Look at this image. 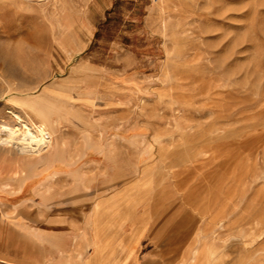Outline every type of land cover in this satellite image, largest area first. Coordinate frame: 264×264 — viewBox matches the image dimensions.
<instances>
[{
    "label": "rangeland",
    "instance_id": "374dc122",
    "mask_svg": "<svg viewBox=\"0 0 264 264\" xmlns=\"http://www.w3.org/2000/svg\"><path fill=\"white\" fill-rule=\"evenodd\" d=\"M135 222L142 264H264V0H0V264H122Z\"/></svg>",
    "mask_w": 264,
    "mask_h": 264
},
{
    "label": "bare ground",
    "instance_id": "6f19581e",
    "mask_svg": "<svg viewBox=\"0 0 264 264\" xmlns=\"http://www.w3.org/2000/svg\"><path fill=\"white\" fill-rule=\"evenodd\" d=\"M14 117L16 118L17 122L24 120L23 117L17 113H14ZM56 122H59V120L56 119ZM31 125H32L31 128L33 130L32 131L33 134L28 138V141H25L23 143H22V141H20L21 143L19 142V144H20L19 149L21 150L22 153L30 155V156L33 153L36 154V156H31L28 158L41 157L38 155V152H45L46 150H48L46 152V154H47L50 150H52L54 147V139L55 138H53L51 131L49 129H47L46 127H44L43 125H39V124L37 125L35 123H32ZM60 135H61V133H60ZM58 137H59V135H58ZM46 154L44 155V159H46V157H45ZM1 199H3V198H1ZM95 205L97 206V208L103 209L101 207L103 205H101L100 200H97L95 202ZM100 213H102V210ZM137 229H138V223L135 222V224L133 225V228L131 229L130 235L134 237ZM81 264H98V262H97V260H93V259H89V260L82 259Z\"/></svg>",
    "mask_w": 264,
    "mask_h": 264
},
{
    "label": "crops",
    "instance_id": "0c3cea01",
    "mask_svg": "<svg viewBox=\"0 0 264 264\" xmlns=\"http://www.w3.org/2000/svg\"><path fill=\"white\" fill-rule=\"evenodd\" d=\"M59 135V137H58ZM54 147L52 150H50L47 154H46V160H49L51 158V156L55 153V151H60L62 148H63V140H62V137L60 135V131H59V128H57L54 132ZM60 138V139H59ZM56 141V142H55ZM58 142V143H57ZM58 145V146H57ZM50 156V157H49ZM105 204V203H104ZM104 207V206H103ZM95 212H94V215L96 212H98V208L97 206L95 205ZM114 215H115V212H113ZM113 215V216H114ZM112 216V217H113ZM120 218V217H119ZM121 219V218H120ZM119 219V222H121ZM95 218L93 217V236H92V239H91V245L93 246V244H97V241L100 238V236L102 237V239L105 237L104 233L102 232V235L99 236V238L97 237L96 233H95ZM115 228V233H121V230H122V227L121 225L119 226H114ZM141 225H139L137 231H136V234L133 238H131L132 240H128V233L127 235L124 234V238L123 240L121 241L122 243H126L127 240H128V249L126 250V252H122V251H116L114 252V256L119 258V259H126L127 260L125 261V263L123 262L122 264H136L134 261L137 260L138 261V264H142L143 262V257L141 255V251H142V241H138V239L141 237V233H142V230H141ZM130 231V230H129ZM123 234V233H121ZM108 237L110 238V235H108ZM109 242V246H111V239L108 240ZM131 253V254H130ZM86 258V257H85ZM85 258H82V259H85Z\"/></svg>",
    "mask_w": 264,
    "mask_h": 264
}]
</instances>
